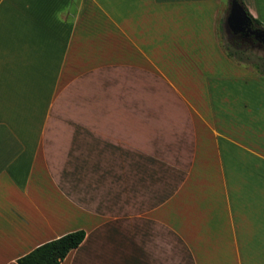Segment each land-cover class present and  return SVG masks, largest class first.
<instances>
[{
	"label": "crops",
	"instance_id": "1",
	"mask_svg": "<svg viewBox=\"0 0 264 264\" xmlns=\"http://www.w3.org/2000/svg\"><path fill=\"white\" fill-rule=\"evenodd\" d=\"M264 27V0H242ZM230 0H0V264H264V76Z\"/></svg>",
	"mask_w": 264,
	"mask_h": 264
},
{
	"label": "trees",
	"instance_id": "2",
	"mask_svg": "<svg viewBox=\"0 0 264 264\" xmlns=\"http://www.w3.org/2000/svg\"><path fill=\"white\" fill-rule=\"evenodd\" d=\"M238 2L241 4L243 9L245 10L247 16L251 20V24L254 27L264 29L263 26L260 25V23L252 17V15L249 13L247 8L245 7L242 0H238ZM231 42L239 46L246 45L248 48L254 49H264V45H251L250 43H241V41L237 40L236 38L231 39ZM225 51L227 55L233 59L236 62L240 63H246L245 60L239 56L243 52L240 51H231L228 48H225ZM239 54V55H238ZM250 58L247 56L246 59ZM247 63H250L257 73L264 76V67L262 66L264 63H260L258 61H248ZM85 232L83 230H75L68 232L60 237H57L55 239L46 241L35 248H33L28 253L20 256L16 260V264H60V262L66 257V255L69 253V251L73 248H76L84 239Z\"/></svg>",
	"mask_w": 264,
	"mask_h": 264
},
{
	"label": "water",
	"instance_id": "3",
	"mask_svg": "<svg viewBox=\"0 0 264 264\" xmlns=\"http://www.w3.org/2000/svg\"><path fill=\"white\" fill-rule=\"evenodd\" d=\"M225 28L227 32L231 30L233 32L240 31L251 33L264 45V29L251 28V20L238 0H230L229 11L225 21Z\"/></svg>",
	"mask_w": 264,
	"mask_h": 264
},
{
	"label": "rangeland",
	"instance_id": "4",
	"mask_svg": "<svg viewBox=\"0 0 264 264\" xmlns=\"http://www.w3.org/2000/svg\"><path fill=\"white\" fill-rule=\"evenodd\" d=\"M218 36H219V40H220V42L224 48H228L229 50H231L233 52L234 51H240V52L244 51L241 55H239V54L238 55L241 56L245 60V62L253 60V61H258L260 63L261 62L264 63V49H257V48L251 49V48H248L246 45L237 47L228 38V35H227L225 29L223 28L222 23L219 24ZM247 56H249L250 58L246 59ZM247 62L246 63L243 62V63L246 64L251 69L255 70V68L250 63H247ZM262 66L264 67V64Z\"/></svg>",
	"mask_w": 264,
	"mask_h": 264
},
{
	"label": "flooded vegetation",
	"instance_id": "5",
	"mask_svg": "<svg viewBox=\"0 0 264 264\" xmlns=\"http://www.w3.org/2000/svg\"><path fill=\"white\" fill-rule=\"evenodd\" d=\"M251 28L252 29H256L257 27H254L252 24H251ZM226 33L228 35V38L231 40V39H234L236 38L237 40L241 41V43H250L251 45H254V44H257V45H263L259 40H257L253 34L251 33H246V32H233L231 30H229L227 32L226 30Z\"/></svg>",
	"mask_w": 264,
	"mask_h": 264
}]
</instances>
